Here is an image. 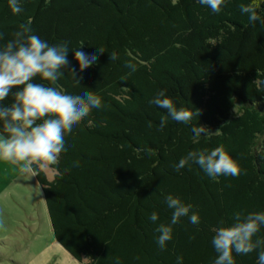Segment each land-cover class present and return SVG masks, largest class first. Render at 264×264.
I'll list each match as a JSON object with an SVG mask.
<instances>
[{"label": "trees", "instance_id": "16d2710c", "mask_svg": "<svg viewBox=\"0 0 264 264\" xmlns=\"http://www.w3.org/2000/svg\"><path fill=\"white\" fill-rule=\"evenodd\" d=\"M241 3L264 17V0H229L220 14L198 0H22L23 11L13 14L0 0V45L29 24L50 44L105 50L84 72L69 51V67L84 77L80 87L101 96L103 106L65 134L71 147L48 165L52 179L29 164L53 237L76 261L176 264L183 256L184 264H212L220 222L264 210V24H250ZM113 52L118 59L110 61ZM129 60L137 65L131 75ZM34 82L74 91L67 70L55 85ZM161 90L197 113L190 124L149 103ZM12 101L10 94L4 103ZM193 126L207 135L194 136ZM220 145L237 160L239 176L213 179L194 162L175 170L188 152ZM169 194L191 204L200 223L182 217L161 250L148 218L157 212V223L170 222ZM258 237L264 239V228ZM257 255L233 252L237 264H257Z\"/></svg>", "mask_w": 264, "mask_h": 264}, {"label": "clouds", "instance_id": "9594fccd", "mask_svg": "<svg viewBox=\"0 0 264 264\" xmlns=\"http://www.w3.org/2000/svg\"><path fill=\"white\" fill-rule=\"evenodd\" d=\"M212 13L220 14L229 0H198ZM13 14L23 11L22 0H8ZM239 10L247 16L250 24H264V17L260 16L257 7L252 3H241ZM4 33L0 32V40ZM82 46V45H81ZM70 48L68 41L50 44L33 33L29 24H21L13 33V38L0 45V161L12 164H36L43 170L44 165L56 164L60 155L71 147V137L65 139V134L79 126L93 109H100L102 97L90 91V88L80 87L83 76L77 69L70 68L69 51L79 64V71L84 72L89 65L97 62L98 56L104 53L102 47L93 50ZM118 56L110 53V61ZM125 67L129 75L137 71V65L126 61ZM67 70L73 76L74 91H60L56 87L46 86L44 83L34 82L36 77L55 85ZM22 86V87H21ZM15 89V91H13ZM12 95V103L4 101ZM150 104L166 110L167 117L177 123L190 124L193 116L197 115L192 109L177 107L164 91L158 92ZM167 117L160 118V128L167 123ZM208 130L202 126H193L194 136L207 135ZM189 162H194L206 175L215 179L219 176H239L241 168L236 159L226 151L223 145L211 150L190 151L174 165L180 171ZM166 206L172 210L169 223H157L159 214L152 212L149 220L156 225V243L161 250H165L167 242L173 238V225L182 217H188L191 224L198 225L200 216L192 211L193 206L186 204L178 196L169 194ZM261 228H264V210L236 212L232 223L221 221L214 229L211 244L216 252L212 264H237L233 252L247 255L258 251L257 264H264V239H253ZM115 264H121L119 258ZM176 264H184L183 256H177Z\"/></svg>", "mask_w": 264, "mask_h": 264}, {"label": "rangeland", "instance_id": "374dc122", "mask_svg": "<svg viewBox=\"0 0 264 264\" xmlns=\"http://www.w3.org/2000/svg\"><path fill=\"white\" fill-rule=\"evenodd\" d=\"M48 179L53 170L44 165ZM0 264H80L55 241L29 164L0 161Z\"/></svg>", "mask_w": 264, "mask_h": 264}, {"label": "crops", "instance_id": "0c3cea01", "mask_svg": "<svg viewBox=\"0 0 264 264\" xmlns=\"http://www.w3.org/2000/svg\"><path fill=\"white\" fill-rule=\"evenodd\" d=\"M30 167V166H29ZM33 173V172H32ZM60 246V245H59ZM61 247V246H60ZM62 248V247H61ZM63 249V248H62ZM64 250V249H63ZM65 251V250H64ZM66 252V251H65ZM67 253V252H66ZM70 255V254H69ZM71 256V255H70ZM72 257V256H71ZM73 258V257H72ZM74 259V258H73ZM76 261V260H75ZM78 262V261H77ZM80 263V262H79ZM81 264V263H80Z\"/></svg>", "mask_w": 264, "mask_h": 264}]
</instances>
